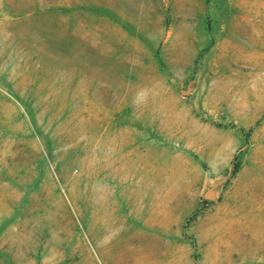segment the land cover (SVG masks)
Instances as JSON below:
<instances>
[{"label":"rangeland","instance_id":"374dc122","mask_svg":"<svg viewBox=\"0 0 264 264\" xmlns=\"http://www.w3.org/2000/svg\"><path fill=\"white\" fill-rule=\"evenodd\" d=\"M0 264H264V0H0Z\"/></svg>","mask_w":264,"mask_h":264}]
</instances>
